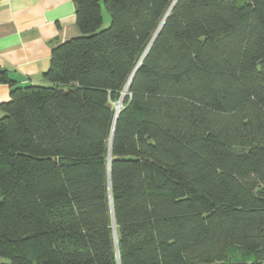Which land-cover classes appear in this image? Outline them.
<instances>
[{"label": "trees", "instance_id": "16d2710c", "mask_svg": "<svg viewBox=\"0 0 264 264\" xmlns=\"http://www.w3.org/2000/svg\"><path fill=\"white\" fill-rule=\"evenodd\" d=\"M73 1L43 84L0 69V261L264 264V0Z\"/></svg>", "mask_w": 264, "mask_h": 264}, {"label": "crops", "instance_id": "0c3cea01", "mask_svg": "<svg viewBox=\"0 0 264 264\" xmlns=\"http://www.w3.org/2000/svg\"><path fill=\"white\" fill-rule=\"evenodd\" d=\"M103 16L105 23L104 5ZM79 36L73 0H0V69L17 86L43 84L53 48ZM10 94L11 88L0 84V105Z\"/></svg>", "mask_w": 264, "mask_h": 264}, {"label": "rangeland", "instance_id": "374dc122", "mask_svg": "<svg viewBox=\"0 0 264 264\" xmlns=\"http://www.w3.org/2000/svg\"><path fill=\"white\" fill-rule=\"evenodd\" d=\"M105 7V6H104ZM110 24H111V17H110V15H109V18H108V21H106L105 23H104V26H103V29H106V28H108L109 26H110ZM126 94H127V92H126ZM125 94V95H126ZM125 95H123V97H125ZM116 106H117V108H118V106L120 105V104H115Z\"/></svg>", "mask_w": 264, "mask_h": 264}, {"label": "water", "instance_id": "95a60500", "mask_svg": "<svg viewBox=\"0 0 264 264\" xmlns=\"http://www.w3.org/2000/svg\"><path fill=\"white\" fill-rule=\"evenodd\" d=\"M125 94H126V90H125V92L123 93V95H125ZM121 106H122V102H121L120 105L118 106V108H117V112H119Z\"/></svg>", "mask_w": 264, "mask_h": 264}]
</instances>
